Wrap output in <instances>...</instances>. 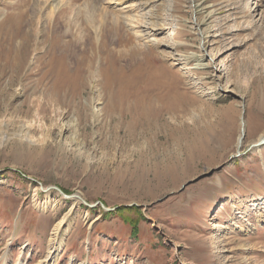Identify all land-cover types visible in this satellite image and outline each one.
Here are the masks:
<instances>
[{
	"label": "rangeland",
	"instance_id": "obj_1",
	"mask_svg": "<svg viewBox=\"0 0 264 264\" xmlns=\"http://www.w3.org/2000/svg\"><path fill=\"white\" fill-rule=\"evenodd\" d=\"M116 1L0 0V264H264V0Z\"/></svg>",
	"mask_w": 264,
	"mask_h": 264
},
{
	"label": "bare ground",
	"instance_id": "obj_2",
	"mask_svg": "<svg viewBox=\"0 0 264 264\" xmlns=\"http://www.w3.org/2000/svg\"><path fill=\"white\" fill-rule=\"evenodd\" d=\"M118 1V0H117ZM116 1V2H117ZM123 2V1H122ZM122 2H117V4H124V3H122ZM127 2V1H126ZM129 2H130V0H129ZM150 2V1H149ZM47 4H49V5H53V6H55V7H58L60 4H62V0H47ZM131 4V3H130ZM124 7H127V5L126 6H124ZM124 7H121V8H123L124 9ZM129 7H132L131 5H129ZM261 7V5H259V4H255V6H254V9H253V11L254 12H258V13H260V15H262L263 13H264V9H261L260 8ZM253 8V7H252ZM126 10H128V8L126 9ZM129 10H131V8H129ZM126 13V12H125ZM259 15V14H258ZM262 17V16H261ZM188 57V56H187ZM207 59H209V61H211V63L213 62V60H214V56H212L211 55V53H209V54H207ZM200 64V63H199ZM222 62H220V63H218L217 64V66H219L220 68H222ZM216 65V64H215ZM224 90H229L227 87H225L224 88ZM242 125H243V123H242ZM73 126H74V124H73ZM70 127H71V124H63L62 125V128H61V131L63 130V132L65 131V130H68V129H70ZM73 128V127H72ZM75 128V127H74ZM73 128V129H74ZM76 129V128H75ZM18 134H16L17 136H19V137H24V138H30V137H32V136H28V134H29V132L26 130V125L24 124V123H21V125L19 126V129H18ZM242 133H243V131H242ZM242 133H240V135H239V137H238V139H237V150H236V152H239V148L241 147V145H243V141H244V138L242 137L243 136V134ZM264 136V135H263ZM263 136H261V137H263ZM260 137V138H261ZM5 138V137H4ZM259 138V139H260ZM65 139H67L66 137H65ZM258 139V140H259ZM30 140V139H29ZM257 140V141H258ZM30 141H32V140H30ZM256 141V142H257ZM256 142H254V143H256ZM260 147V146H259ZM255 149H258V147H255ZM260 149V148H259ZM247 150V149H246ZM245 150V151H246ZM212 170V169H211ZM210 172V171H209ZM184 186V184L182 185V187ZM45 189V188H44ZM73 198H76V200H81L82 198L80 197V196H78V195H74L73 196ZM83 200V199H82ZM34 201H36V200H34ZM52 202V205L51 206H53V205H56L55 203H57V201H55V200H53V201H51ZM47 203V202H46ZM36 204V203H35ZM42 208H45L47 205L45 204V202H43L41 205H40ZM66 215H65V217H62L61 219H59L58 220V222L54 225V227H53V229H52V232H51V235H49L50 237H49V239H48V244H47V252H46V254H44L45 256L42 258V259H40V262L38 263V264H52V261H53V259L55 258V257H58L59 256V254L62 252V250H63V247H64V239L62 238V235H61V232L63 231V224H64V222L66 221L65 219H66ZM253 223H251V222H249L247 225L249 226V225H252ZM62 227V228H61ZM243 248V247H242ZM246 249V248H245ZM119 260V259H118Z\"/></svg>",
	"mask_w": 264,
	"mask_h": 264
},
{
	"label": "water",
	"instance_id": "obj_3",
	"mask_svg": "<svg viewBox=\"0 0 264 264\" xmlns=\"http://www.w3.org/2000/svg\"><path fill=\"white\" fill-rule=\"evenodd\" d=\"M263 144H264V136L261 137L256 143H252V144L247 148L246 151H248V150H250V149H252V148H255V147H259V146H261V145H263ZM240 154H241L240 152H237L236 155H233L232 157H230V160H232V159L235 158L236 156H239ZM221 167H223V165L218 166V167L216 168V170H217V169H220ZM213 172H214V170H211V171L208 173V175L212 174ZM55 188H56V189H57L62 195H64L65 197L73 198V196H74V194H70V195H68V194H64L59 188H57V187H55ZM83 203H84L85 205H88L85 201H83ZM101 206H102V208H103L104 210H106V211L114 210V208L105 207V206L102 205V204H101Z\"/></svg>",
	"mask_w": 264,
	"mask_h": 264
},
{
	"label": "trees",
	"instance_id": "obj_4",
	"mask_svg": "<svg viewBox=\"0 0 264 264\" xmlns=\"http://www.w3.org/2000/svg\"><path fill=\"white\" fill-rule=\"evenodd\" d=\"M111 212V211H110ZM110 212H104V213H110ZM124 221L125 222H128V223H131L130 219L129 218H124ZM133 224V223H132Z\"/></svg>",
	"mask_w": 264,
	"mask_h": 264
}]
</instances>
